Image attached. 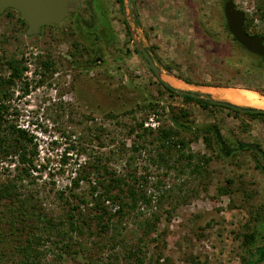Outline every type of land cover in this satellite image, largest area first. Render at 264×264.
<instances>
[{
    "label": "rangeland",
    "instance_id": "rangeland-1",
    "mask_svg": "<svg viewBox=\"0 0 264 264\" xmlns=\"http://www.w3.org/2000/svg\"><path fill=\"white\" fill-rule=\"evenodd\" d=\"M234 1L247 15L248 31L264 35V17L257 8L264 0ZM221 2L131 0L134 29L125 17L126 3L122 10L117 0H86V12H73L62 22L45 26L40 35H26V25L17 19L15 10L0 12V75L8 76L11 59L26 67L20 79L1 88L13 93L0 95L6 107L3 119L10 114L8 119L15 125L29 123L27 132L33 140L28 148L35 147L34 162L41 166L24 175L16 156L0 157V183L20 175L15 188L19 200L0 202V254L6 264H23L19 248L31 235L30 221L21 223L8 214L23 199L45 208L56 222H67L72 207L71 215L90 226L83 227L81 235L72 233L71 242L83 244L82 250L75 247L76 255L60 254L44 236L35 264H85L89 255L101 264H126L127 249L139 244L141 235L145 261L153 257V264H242L249 248L264 245V173L255 168L258 154L237 150L224 156L215 141L207 146L202 133H197L198 128L216 124L227 139L226 149L236 148L237 141L232 139L237 138L264 151V122L243 112L235 114L219 106L204 109L181 96L170 97L129 34V28L135 30L164 75L181 76L201 86L259 93L244 87L250 85L264 91L257 60H249L226 37ZM96 56L99 59L93 61ZM148 103L158 104L156 112L144 108ZM168 106L174 112L180 108L187 112L190 128L179 129L183 131L177 139H183L186 152L195 155L193 164L197 155L211 157L203 164L206 176L191 174L185 161L178 160L175 146L164 154L165 162L155 165L150 157L165 153L168 146L162 147L155 133L136 137V132H128L139 121L152 131L173 126L172 110L165 112ZM8 119L6 125L11 122ZM133 143L144 146L133 153ZM103 166L117 177L134 175L136 181L131 179V183L152 198L149 206L138 202L136 210L120 222L118 241L110 240L113 230H100L91 208L92 188L101 192L97 182L109 178L102 173ZM81 175L85 178L79 186L72 185L71 179ZM105 204L110 213L116 211L117 204ZM259 212L257 237L252 244H244L243 235L252 231L253 217ZM155 216V231L144 234L139 224Z\"/></svg>",
    "mask_w": 264,
    "mask_h": 264
},
{
    "label": "trees",
    "instance_id": "trees-1",
    "mask_svg": "<svg viewBox=\"0 0 264 264\" xmlns=\"http://www.w3.org/2000/svg\"><path fill=\"white\" fill-rule=\"evenodd\" d=\"M220 8H223V4L226 0H221ZM118 4L121 6L122 10H124V3L123 0H117ZM258 10L260 11V15L264 17V4L258 3L257 5ZM222 11V10H221ZM245 13V12H244ZM223 18V13H222ZM19 20L23 22V20L19 17ZM224 29L226 31V37L230 38L233 41V44L238 46L239 48H242L241 45H239L235 39L231 36L229 33L226 24L223 23ZM204 33H208V31L204 28V26H200ZM244 29L248 30V23H247V15L245 13V21H244ZM242 50L245 53V56L254 62L253 60H257V66L260 68V71L263 72L264 77V58L254 55L245 49L242 48ZM98 57V56H97ZM45 64V63H44ZM8 66L10 69V72L7 77H4L0 75V95L4 96H10L13 93L9 89H5L4 91L1 89L5 85H10L14 83L16 80L20 79L22 77L23 71L26 69V67H23L20 65L18 61L15 59H11L8 61ZM168 70H172L171 66H166ZM151 70V69H150ZM178 78L182 79L183 81L190 83V81L182 78L181 76H178ZM160 86L162 87V91L165 93H168V95L171 97L173 96H181L182 99L186 102L194 101L197 104H199L202 108L207 109L208 106H210L209 103H211L207 98L202 99L198 97H193L191 95L185 94H178L176 90L171 87L169 84L164 83L163 81H158ZM245 88H252L262 95H264V91L257 89L255 87H252L250 85H244ZM232 88V87H231ZM237 88V87H234ZM251 90V89H250ZM163 94V93H162ZM159 101V98H157ZM220 105L221 108H226L229 110H232L235 112V114L239 112H243L244 115H248L251 118H255L258 120H261L264 122V112L256 111V109L251 107H237L229 104H222V103H213ZM145 109H148L150 111H155L158 108L157 103H148V105H145ZM169 111H165L170 113L174 119H176L178 122H180L182 125H185L186 128L183 130H188L189 123H187L186 118L188 116L187 112L184 109H178V112H174L173 107L168 106ZM6 107L0 103V157L4 158L6 155L10 154L11 156H16L19 162H21V166L19 168V172L27 175L29 173V169H35L39 170L41 167H36L34 162V156L36 154L35 147L28 148L33 140V135L29 134L26 130L18 128L12 120H10V114L8 117H6V120L8 118L9 121H11L9 124L6 125V120L3 119L2 112L5 110ZM3 123L4 126H3ZM139 130V131H137ZM174 128L173 126L168 127H159L157 130L152 131L151 129H147L143 127V121H139L136 123L135 127L129 128L128 132L134 133L136 132V137H142L143 135L147 134H153L155 133V138L158 142H160L162 147H167V149L164 152H158L156 154V157H150L151 162L155 165L160 164L159 160L162 162H165L164 154L169 153L171 146H175L177 148L175 151L177 152V158L178 160L185 161L184 167L190 169V173L193 175H199L202 177L206 176L205 173L207 172V169L203 164H207L208 160H210V156H201L199 157L197 155V162L193 164V159L195 157L194 154H192L190 151L186 152L187 143L183 140L177 139V135L183 131ZM198 134L201 132L204 138V141L207 146H211V141H215V143L218 145L221 153L226 155H232L237 150H253L256 154H258L257 157H255V168L260 170V172L264 173V151L259 147V145L252 144V143H246L241 140H238L237 138L232 139L233 142L237 141V147L236 148H228L226 149L225 146H227V139L221 134L219 127L216 124L212 125H206L203 128H198ZM211 136V137H210ZM212 140H211V139ZM143 144H137L133 143L132 145V152L135 153L136 151H139L141 148H143ZM229 150V153H228ZM134 154H131L129 157ZM45 166H42V168ZM168 168H171L167 164ZM182 170V169H180ZM102 173L109 174V178L105 180L104 182L98 181V185L101 186L102 190L101 192H98L96 187L92 188V195H91V202H92V209L96 211V213L93 215L96 218V223L99 225L100 230L102 229L104 232H107V230H113V234L110 240L117 239L121 234V231L118 229V225L121 224L120 222L125 219L130 212H133L136 210L138 202H142L144 205L149 206L152 202L151 195H147L144 191L139 190L137 187H135L134 183H131V179L136 181V177L134 175H127L126 178L123 177H117L116 174H114L113 171L107 170L105 166L102 167ZM135 177V178H134ZM17 178H20V175H18ZM85 175L78 176L76 178L71 179V184L74 186H79L80 180L84 179ZM11 180L7 181L6 183H0V202L3 199L13 200L12 198L16 199L18 198L15 195V188H16V182L17 180ZM114 188H116V191H114ZM74 194V193H73ZM125 195L127 197V200L125 199ZM164 194L162 193L160 195V198L163 197ZM153 197V196H152ZM19 200V199H16ZM106 201H110L116 205V211L114 213H110V210L108 209V205L105 204ZM84 204H87L88 202L86 200H82ZM28 205V207H27ZM72 207L68 208V220L67 222H64L62 220H58L57 222L55 219L48 215L45 212V208L43 207H37L33 206L31 203H29L28 200L23 199L21 201H18L16 206L12 209H8V214L12 215V217L18 222H25V224H28L30 221V227L32 229L31 235L27 236L26 239V245L19 248V254H20V263L23 264H35L36 261H38V254H39V247L38 245L41 244V239L46 236V238L53 243H55V246H57V249L60 250V254H68L74 253V255L77 254L78 248L80 250L83 249V244L79 241L71 242L72 233L76 234H82L83 227L90 229V226L88 223H86L83 219H78L79 216L71 215V209ZM79 209V206L77 207ZM78 215L81 214V211L79 210ZM116 217V219L113 221L112 218ZM255 223L253 225L252 231L250 233H244L243 235V243L244 244H252V242L257 237V221L260 219V212L257 213L254 217ZM158 221V217L155 216L153 219H147L145 218L143 222H141L139 225L143 224V228H145L144 234H149L151 231H155L156 228V222ZM247 227V225H245ZM122 228V227H121ZM140 243L132 245L129 249H127L128 254V262L126 264H148L149 262L153 264L154 258L151 257L148 261H145V256L143 253V244H141V241L145 240L143 238V235H141L139 238ZM254 257H257V261L254 262ZM88 261L85 262V264H101L100 261H97L92 256L89 255L87 258ZM100 262V263H99ZM147 262V263H145ZM264 262V245H257L256 247L249 248L248 249V256L242 257V264H261ZM0 264H6L2 259V254H0ZM114 264V263H113Z\"/></svg>",
    "mask_w": 264,
    "mask_h": 264
},
{
    "label": "water",
    "instance_id": "water-1",
    "mask_svg": "<svg viewBox=\"0 0 264 264\" xmlns=\"http://www.w3.org/2000/svg\"><path fill=\"white\" fill-rule=\"evenodd\" d=\"M76 0H0V12L4 9L11 8L15 10L20 18L26 22V35H32L39 32L41 26L57 23L63 20L68 15V8L71 4H74ZM124 9L125 3L127 4V14L125 17H129L135 26V21L132 13V5L131 0H123ZM223 14L225 19L226 27L231 34V36L235 39V41L243 47L246 51L260 56L264 58V43L263 36L258 34H250L244 29V21H245V13L241 10L234 0H226L223 5ZM129 28V34L132 38V41L136 44V46L141 51L142 55L146 59L149 68L153 72V74L157 77L158 80L163 81L166 84V81L162 78V70L156 65L153 58L149 54L148 50L145 48L143 43L139 41L135 36V30ZM179 79V78H178ZM181 80V79H179ZM183 81V80H181ZM184 83H187L183 81ZM190 85H195L191 83H187ZM173 87L171 84H169ZM199 86V85H195ZM221 87V86H217ZM229 87V86H224ZM178 94H188L193 97H198L202 99H208L211 103H222L229 104L233 106H238L232 104L225 100L215 99L210 94L201 91H191L178 89L173 87ZM247 107V106H245ZM253 108V107H251ZM256 111L264 112V109L254 108ZM170 122L173 127L178 129H185L186 126L182 125L178 122L174 117H170ZM262 262L261 264H263ZM148 264H151L150 262Z\"/></svg>",
    "mask_w": 264,
    "mask_h": 264
},
{
    "label": "bare ground",
    "instance_id": "bare-ground-1",
    "mask_svg": "<svg viewBox=\"0 0 264 264\" xmlns=\"http://www.w3.org/2000/svg\"><path fill=\"white\" fill-rule=\"evenodd\" d=\"M162 78L173 87H176L178 89L188 88L189 90L206 92L214 98L225 100L235 105L264 109V97L261 94L249 89L217 86L209 87L201 85L195 86L184 83L183 81L173 76L164 74H162Z\"/></svg>",
    "mask_w": 264,
    "mask_h": 264
},
{
    "label": "flooded vegetation",
    "instance_id": "flooded-vegetation-1",
    "mask_svg": "<svg viewBox=\"0 0 264 264\" xmlns=\"http://www.w3.org/2000/svg\"><path fill=\"white\" fill-rule=\"evenodd\" d=\"M86 0H76V2L74 3V4H71V6L68 8V15L64 18V19H66L67 17H69L70 15H72L73 14V12H75V14H78V15H80V14H82V13H84V12H86V9H85V6H86ZM84 5V6H83ZM8 9H11V8H8ZM17 13V12H16ZM17 15V19L19 20V14L17 13L16 14ZM63 19V20H64ZM63 20H61L60 22H62ZM60 22H57V23H50V24H46V25H43V26H41V28H40V30H39V32L38 33H36V34H32V35H40L41 34V32H42V30H43V28L45 27V26H48V25H53V24H58V23H60ZM22 23H24L25 25H26V22L23 20V22ZM247 32H249L248 30H247ZM250 34H258V35H262V34H259V33H253V32H249ZM26 34V33H25ZM263 36V43H264V35H262ZM242 47V46H241ZM243 48V47H242ZM99 59V57H95V59L93 60V61H95V60H98ZM210 104V106H220V105H216V104H213V103H209ZM237 107H245V106H237Z\"/></svg>",
    "mask_w": 264,
    "mask_h": 264
},
{
    "label": "built area",
    "instance_id": "built-area-1",
    "mask_svg": "<svg viewBox=\"0 0 264 264\" xmlns=\"http://www.w3.org/2000/svg\"><path fill=\"white\" fill-rule=\"evenodd\" d=\"M149 120L152 121V120H153V117H150ZM148 124H149V123L146 122V123H145V126H148ZM150 124H151V126H154V123H150ZM16 126H17L18 128H20V129H24V130H26V131H29L28 128H27V127L29 126V123H26V125H23L22 123H21V124L18 123ZM35 139H36V137H35ZM33 170H34V169H33Z\"/></svg>",
    "mask_w": 264,
    "mask_h": 264
}]
</instances>
